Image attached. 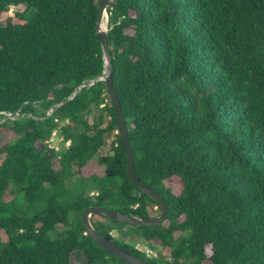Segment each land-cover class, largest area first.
<instances>
[{
  "label": "trees",
  "instance_id": "trees-1",
  "mask_svg": "<svg viewBox=\"0 0 264 264\" xmlns=\"http://www.w3.org/2000/svg\"><path fill=\"white\" fill-rule=\"evenodd\" d=\"M18 4L32 15L6 14ZM97 12L98 0H0V264H70L73 252L128 264L89 238L82 210L158 214L116 132L101 153L116 124ZM105 12L134 176L167 209L148 226L89 223L149 264H264V0H107ZM53 129L69 140L59 151Z\"/></svg>",
  "mask_w": 264,
  "mask_h": 264
},
{
  "label": "water",
  "instance_id": "water-1",
  "mask_svg": "<svg viewBox=\"0 0 264 264\" xmlns=\"http://www.w3.org/2000/svg\"><path fill=\"white\" fill-rule=\"evenodd\" d=\"M107 0H98V12H97V20L94 26L96 33L99 36V44L102 52L103 58V70L98 77V79H102L104 83V87L108 94V100L110 106L113 111L115 124H116V133L119 136L121 144L123 146L125 152V170L127 174V178L129 182L139 190L140 192L144 193L145 195L152 198L159 207L158 214L152 217H136L130 214L122 213L118 210L102 208L101 206H86L81 214H80V224L85 230V233L89 236V238L96 243L97 246L103 248L107 252L113 254L117 258L125 261L128 264H149L144 259H141L124 249H121L119 246L114 244L112 241L104 237L100 234L97 230H95L91 224L89 223L88 217L91 213L103 215L106 218H110L116 220L118 222H126L129 224L134 225H152L160 223L166 213V204L159 193L152 187H148L139 181L135 176L132 168V151L130 148L128 136H127V129L124 124V118L122 116V112L120 109V105L117 99V95L112 87L111 84V63L110 57L107 49L106 44V26L104 30H99L100 21L102 16H105L106 19V7Z\"/></svg>",
  "mask_w": 264,
  "mask_h": 264
},
{
  "label": "rangeland",
  "instance_id": "rangeland-1",
  "mask_svg": "<svg viewBox=\"0 0 264 264\" xmlns=\"http://www.w3.org/2000/svg\"><path fill=\"white\" fill-rule=\"evenodd\" d=\"M23 10L25 11V15H26L27 17L31 16L32 13H33V11H32L31 9L25 10L23 5L18 4V5H11V6H9L8 9H7L6 14L12 16L15 12H20V11H23ZM2 23H3V20H0V24H2ZM104 23H105V20H104ZM106 102L108 103L109 100H106ZM98 109H99L98 107H93V108L91 109V111H93V112L95 113V111H97ZM91 111H87V112L83 113L82 116H86V117H89V118H90L91 115H92V112H91ZM115 132H116V130L113 131V132H110V133H108V134H106V135H104V146H103V148H102V150H101V153H104V152L107 151V148H108L109 142L112 140V138H113ZM58 134H59V133H58V130H57V131H56V136H53V137H52V141H51V143H52L53 146H59V145H60V143H59V141H58V140H59V135H58ZM3 140H4V138H3V139L0 138V143H1ZM55 158H57L56 155L53 156L52 159H55ZM169 189H170L172 192L176 193V192L179 190V185H178V184H170V185H169ZM89 194H92V192H89ZM18 204H19V205H23V203H22L21 200H18ZM62 228H63V227H62L61 225H56V227H55L56 230H60V229H62ZM111 233H112L113 236H117V231H116V230L112 231ZM53 234H54V233H52V235H53ZM1 236H2V234H1ZM2 238H3V236H2ZM125 240H126V242H128V243H130V244H132V245H133L135 242H137L135 239L131 240V239H128V238H127V239H125ZM140 243H141V242H140ZM142 245H144V243L139 244V247H142ZM153 250H154V249H153ZM157 250H158V249H157ZM154 252H155V255H156V251H155V250H154ZM81 261H82V258H81V256H80V254H79L78 252H73L72 255H71V257H70V264H76V263L81 262ZM204 264H207V263H204Z\"/></svg>",
  "mask_w": 264,
  "mask_h": 264
},
{
  "label": "built area",
  "instance_id": "built-area-1",
  "mask_svg": "<svg viewBox=\"0 0 264 264\" xmlns=\"http://www.w3.org/2000/svg\"><path fill=\"white\" fill-rule=\"evenodd\" d=\"M49 111H51V109H48V112H49ZM1 114L4 115L5 117H8V118L12 119V118L16 115V112H13V113L1 112ZM56 131H57L56 129H53V130H52L50 137L47 139V143H48V146H49V147L53 148V149L56 150V151H59L60 148H61V146H66V145H68L69 140H64V141H63L61 135L58 134V135H59V140H58V141H59L60 145H59V146H53L52 143H51V141H52V137H53V136H56ZM139 244H141V243H140V242H135V243L133 244L134 248H137V249L143 251L144 254H145L146 256H148V257H153V256H155V252H154V250H153L152 248H150V247H149L148 245H146V244L142 245V247H139Z\"/></svg>",
  "mask_w": 264,
  "mask_h": 264
},
{
  "label": "bare ground",
  "instance_id": "bare-ground-1",
  "mask_svg": "<svg viewBox=\"0 0 264 264\" xmlns=\"http://www.w3.org/2000/svg\"><path fill=\"white\" fill-rule=\"evenodd\" d=\"M104 20H105V16L103 15L101 18V21H100L99 30H104V28H105Z\"/></svg>",
  "mask_w": 264,
  "mask_h": 264
}]
</instances>
